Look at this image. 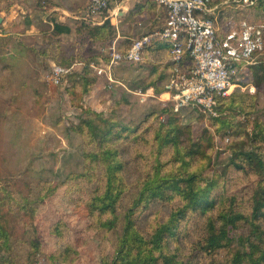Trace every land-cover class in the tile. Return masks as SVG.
<instances>
[{
  "label": "rangeland",
  "instance_id": "obj_1",
  "mask_svg": "<svg viewBox=\"0 0 264 264\" xmlns=\"http://www.w3.org/2000/svg\"><path fill=\"white\" fill-rule=\"evenodd\" d=\"M123 1L110 7L115 20H109L121 35L119 41L90 43L80 25L98 24L88 15L86 0H0V224L12 244L10 250L0 244V264H111L118 236L100 229L98 217L87 207L89 198L104 189L101 169L85 156L97 143L78 130L93 113L102 114L97 118L101 124L120 131L109 142L125 163L120 175L128 196L153 173L157 156L163 173L194 172L201 187L214 184L211 196L225 206L232 202L249 209L258 183L264 185V171L254 174L231 164L241 150H264V52L254 58L217 116L192 108L175 112L161 98L166 81L160 76L151 81L148 59L115 66L113 76L121 83L111 84L91 67L100 65L98 57L109 54L110 47L123 51L162 25L157 4L130 0L129 10H117ZM225 1L221 10L230 18L223 28L243 19L264 23L262 11ZM56 6L77 10L75 15L54 12ZM57 21L73 31L54 35ZM53 64L72 68L60 87L49 81ZM152 87L147 97L137 94ZM172 139L185 148L183 153L197 154L183 161ZM174 204L157 203L144 210L140 228L147 231L165 221ZM196 212L188 213L181 235L174 239L175 244L182 241L185 256L192 254L201 234L204 217ZM194 256L195 262L209 263L205 255Z\"/></svg>",
  "mask_w": 264,
  "mask_h": 264
},
{
  "label": "trees",
  "instance_id": "obj_2",
  "mask_svg": "<svg viewBox=\"0 0 264 264\" xmlns=\"http://www.w3.org/2000/svg\"><path fill=\"white\" fill-rule=\"evenodd\" d=\"M246 8L262 11L263 14L264 0H259ZM159 9L163 14L162 25L147 34L151 37V42L145 47L143 57L149 58L152 55L151 51L158 47L160 52L167 51L165 59H168L171 57L170 50L173 43L161 37L163 29L167 26V16L163 7H159ZM219 17L221 28L226 32L233 28H240L243 22H249L247 19H243L236 25L228 24L230 26L226 29L223 28V24L229 20V13L222 9ZM260 24L264 25V23ZM80 26H83L82 29L79 27L81 31L87 30V38L90 43L103 42L108 39V41H115L119 36L117 28L112 25L109 19L103 25L91 26L84 23ZM52 32L59 37L70 34L72 28L57 21L54 23ZM108 33L109 36H106ZM131 44L133 45V43ZM132 45L120 52L127 53ZM57 47L59 50L61 46ZM263 52L264 49L257 55ZM98 61L108 62V53L105 56H99ZM228 98H217V113ZM93 114L94 116L84 121L78 130L80 128L84 135L97 143L96 149L86 153L85 156L101 169L104 189L102 193L95 192L89 198L87 207L92 215L98 217L97 226L100 229L115 232L118 236L113 245L114 255L111 264H200L194 260L195 253L209 257L210 264H264V185L261 182L258 183L257 190L251 197L249 209H238L232 202L225 206L226 202L221 198L211 196L214 184L201 187L200 176L194 172L163 173L161 161L157 156L153 173L149 174L147 179L141 183L136 194L128 196L120 175L124 170L125 163L109 142V138L114 133L118 135L120 131L114 132L117 126L107 122L101 124L97 118L102 117V114ZM261 141L264 142V132L261 135ZM170 143L175 146L176 154L181 156L183 161L186 155L197 154L194 152L183 153L185 148L177 146L176 139H172ZM231 164L238 169H250L254 174H261L264 171V150H259V148L253 151L241 150L238 159ZM157 203L176 204L165 221H161L152 229L149 227L147 231L141 229L138 223L140 215L144 210L150 209ZM194 210L197 211L196 213H200L204 220L199 224L201 234L192 246V254L185 256L182 250V241L179 240L178 244H175L174 239L179 234L181 235L183 220L190 211ZM198 222H195V226ZM0 241L5 250L11 249V239L1 224ZM221 252L224 254L218 259L217 256Z\"/></svg>",
  "mask_w": 264,
  "mask_h": 264
},
{
  "label": "built area",
  "instance_id": "obj_3",
  "mask_svg": "<svg viewBox=\"0 0 264 264\" xmlns=\"http://www.w3.org/2000/svg\"><path fill=\"white\" fill-rule=\"evenodd\" d=\"M118 0H88L87 13L100 24L110 12V5ZM166 11L167 26L161 37L172 44L170 54L172 71L161 95L164 103L171 102L175 112L192 108L204 114L217 116V98L229 97L239 88L238 81L245 75L254 58L264 49V25L243 22L240 28L222 30L219 22L221 6L218 0H150ZM259 0H233L239 6L250 7ZM96 18V20H95ZM149 35L135 40L127 53L114 45L108 49V62L92 64L98 75L113 83L112 69L122 63H140ZM49 81L62 86L72 68L53 64ZM150 88L137 94L147 97ZM166 96V98H164Z\"/></svg>",
  "mask_w": 264,
  "mask_h": 264
},
{
  "label": "crops",
  "instance_id": "obj_4",
  "mask_svg": "<svg viewBox=\"0 0 264 264\" xmlns=\"http://www.w3.org/2000/svg\"><path fill=\"white\" fill-rule=\"evenodd\" d=\"M86 1H88V0H86ZM129 1L130 0L123 1V3H121V5L118 7L117 10H120L121 6H122L123 9H125V10L128 9L129 10L131 8V6H132L131 4L128 3ZM11 2H13V0H11ZM53 10H54V12L55 11L57 12V10H59V11H61L60 13L63 12V13H71V14H73V11L77 10V8L72 10L71 8H63L62 6H56V7H54ZM118 12H120V11H118ZM108 14H110V15H108ZM121 14H124V12L121 13ZM73 15H75V13ZM109 17L111 18L112 22H114L115 19L113 18V12L112 11H110V13L106 14V20L109 19ZM61 18H63V17H61ZM73 18L78 19L79 17L78 16H73ZM95 20H96V18H95ZM106 20L104 19V21H102L100 24L104 23ZM72 31H73V29H72ZM120 36L121 35H119V37ZM166 52H167L166 50H164L163 52H160L158 50V47H157L156 49H153L151 51L152 55L149 58L148 57L147 58L143 57L142 63L144 61L147 62L146 61L147 59L149 60V63H145V65L149 66L151 68L150 71H149V74H151V76H150L151 81L156 80L155 78L160 76V80L163 81V82L166 81V83H167L168 77L171 76V71H172V63H171V60H170L171 57L170 58L168 57V59H165V58H167L166 57ZM100 62L102 63V61H100ZM101 63H100V66H101ZM116 71H118V69H114V71L112 69V71H111L112 78H113V81H114L113 83H121V82H119L116 79V77L114 78V76H113V75L116 76V74H115ZM145 72L147 73L148 70L145 71ZM113 83H111V84H113ZM152 89H153V87H152Z\"/></svg>",
  "mask_w": 264,
  "mask_h": 264
},
{
  "label": "water",
  "instance_id": "obj_5",
  "mask_svg": "<svg viewBox=\"0 0 264 264\" xmlns=\"http://www.w3.org/2000/svg\"><path fill=\"white\" fill-rule=\"evenodd\" d=\"M2 21H3V19H2V18H0V24H1V23H3Z\"/></svg>",
  "mask_w": 264,
  "mask_h": 264
}]
</instances>
